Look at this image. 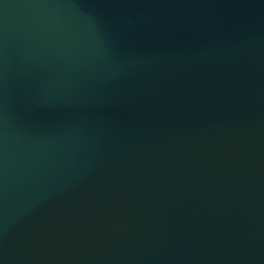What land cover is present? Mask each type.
<instances>
[{
	"label": "water",
	"instance_id": "95a60500",
	"mask_svg": "<svg viewBox=\"0 0 264 264\" xmlns=\"http://www.w3.org/2000/svg\"><path fill=\"white\" fill-rule=\"evenodd\" d=\"M0 264H264V0H0Z\"/></svg>",
	"mask_w": 264,
	"mask_h": 264
}]
</instances>
